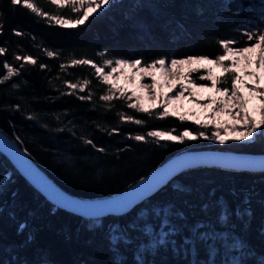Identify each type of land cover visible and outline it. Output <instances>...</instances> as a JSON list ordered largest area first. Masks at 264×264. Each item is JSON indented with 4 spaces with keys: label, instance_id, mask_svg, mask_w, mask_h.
<instances>
[{
    "label": "trees",
    "instance_id": "trees-1",
    "mask_svg": "<svg viewBox=\"0 0 264 264\" xmlns=\"http://www.w3.org/2000/svg\"><path fill=\"white\" fill-rule=\"evenodd\" d=\"M30 2L51 14L66 16L68 10L50 0ZM237 3L244 9L240 15H235ZM262 6L264 0H110L84 25L70 28L0 0L4 14L0 48L6 49L0 53V128L62 189L80 197L120 191L187 150L264 153V137L225 144L202 137L184 144L151 137L136 141L132 137L154 129L210 134L215 128L181 122L177 116L161 119L156 115L162 111L159 106L151 108V116L129 108L136 103L134 96L127 98L132 95L129 89L123 97L115 92L105 101L101 97L108 94L109 85L95 69L71 63L84 58L101 65L119 58L141 59L142 64L162 57L215 58L223 54L221 39L251 43L244 32L264 26ZM49 51L56 55H47ZM17 56H32L37 63ZM5 62L16 67L18 75L5 80ZM231 79L228 73L219 82L230 87ZM68 82L79 86L73 89ZM122 116L145 123L138 125ZM89 139L92 145L86 143ZM164 207L172 212L164 231H175L163 244L153 246L152 237L134 231V243H121L118 252L113 249L109 239L113 225L126 228L147 210L148 220L138 222L151 224L158 234L163 215L157 218L151 210ZM226 209L232 215L222 223L219 216ZM237 210L247 214L238 216ZM204 232L228 233L241 239L244 248L229 251L217 244L213 252L199 239ZM233 260L264 264V171L187 169L125 214L86 218L47 201L0 153V264H232Z\"/></svg>",
    "mask_w": 264,
    "mask_h": 264
},
{
    "label": "snow or ice",
    "instance_id": "snow-or-ice-1",
    "mask_svg": "<svg viewBox=\"0 0 264 264\" xmlns=\"http://www.w3.org/2000/svg\"><path fill=\"white\" fill-rule=\"evenodd\" d=\"M12 5H22L31 10L32 13L40 16H45L49 20L55 21L56 24L75 28L84 25L89 21L93 14L98 10L103 11L105 6L109 5L110 0H50L54 5L70 6L71 11L78 15L72 19H66L63 16L50 15L47 12L42 11L36 4L30 2V0H10ZM237 11L235 15H240L244 9L239 3L235 5ZM3 13L0 12V21L3 20ZM260 19L264 21V6L260 9ZM3 31V25L0 24V32ZM20 35L21 33H16ZM247 41L251 43H241L236 39H221L218 43L221 45L223 54L217 55L215 58H210L208 55H188L182 58H160L154 60L151 63L144 64L141 67V59H124L119 58L107 59L103 61V64H97L91 59H74L71 61L73 65H91L95 69V73L100 77L101 81L109 85L108 94L103 95L101 98L105 101H109L114 98V93L119 92L120 96L125 95L127 85L131 83L132 79L136 77L137 73L143 76H151L152 84H139V88L154 87L162 89L164 87H175L176 84L180 85V90L175 96H168L166 92L157 91L153 95L160 98L163 103L157 105L153 103L151 106L145 104V97L138 94L136 87L132 88V95L127 97L129 100L134 96L136 103H130L129 108L137 109L141 113H145L149 116L153 115L151 108L161 107L162 111L156 113V115L163 119L169 116H177L181 122L193 121L201 128L207 129L210 125H213L215 131L210 134H206L204 131L194 133L192 130L185 129L183 132L173 134L175 130H151L146 135L138 134L132 137L136 141L147 142V138L151 137L154 141H166L176 142L184 144L189 141H196L199 138L205 140H216L220 144H225L228 141H252L257 138L264 137V26L258 29L249 28L244 32ZM6 49L0 48V53H5ZM49 56H55L56 53L49 51ZM17 60H24L31 64H36L37 61L32 56H17ZM229 62V63H225ZM113 65H115L113 67ZM253 65L256 67L253 68ZM110 67L111 71L105 72L104 67ZM159 66V70L162 75L166 77H172L167 80L165 84H161L157 80L154 72ZM220 69L219 75L214 72V67ZM3 67L7 71V75L4 77L7 80L9 77L18 75L16 67L5 62ZM45 68L46 65H40ZM63 67V66H62ZM136 69L137 73H133L132 76H125V86L118 87L117 82L112 79L113 73H116L119 69L121 75L124 74V69ZM200 68L207 69V75L199 77L200 80L211 81V87L206 84L197 85L192 81H189V74L193 72H199ZM230 73L232 76L231 87H217L219 77ZM183 81H189L191 88H187ZM89 81H83L84 85H87ZM68 86L75 89L79 85L68 82ZM200 90H214L217 94L210 98V103L202 105V112L196 111H180L172 108L175 101L184 99V92L190 91L189 99H195L199 95ZM80 99H91L90 96H82ZM199 104V100H195ZM124 120L133 121L136 124H144L145 121L134 118L132 116H122ZM115 131V129H114ZM223 133V134H222ZM87 144L92 145V140H87ZM100 152H104L105 149H98ZM193 164L182 163L176 168L166 173V179L164 183L169 180L176 172L181 169L191 167ZM147 178L140 182L146 183ZM133 207L127 211L116 213L125 214L129 212ZM151 214L159 218L163 215V221L161 224V230L157 234L153 226L149 223H139L138 221H147L150 213L146 210L140 214L137 220L131 222L126 228H121L120 225H113L110 235V243L113 249L118 252L119 245H129L135 242V237L132 235L134 231H140L143 235L153 238V246L157 244H163L165 238L169 233L174 232V228H170L169 231H164L165 226L169 225L168 217L172 214L169 207L153 208ZM238 216L247 214V210L241 213L239 210L235 213ZM179 215V214H177ZM232 213L229 210H225L220 216L219 220L222 223H226ZM199 239L208 244L209 249L213 252L216 250L217 244L231 251L232 249H243L244 243L237 237H230L228 233H216V232H204L199 235ZM143 245H141V250ZM117 264H123V262H117ZM232 264H241L238 260H233Z\"/></svg>",
    "mask_w": 264,
    "mask_h": 264
},
{
    "label": "water",
    "instance_id": "water-1",
    "mask_svg": "<svg viewBox=\"0 0 264 264\" xmlns=\"http://www.w3.org/2000/svg\"><path fill=\"white\" fill-rule=\"evenodd\" d=\"M0 153L47 201L56 207L86 218L120 215L116 213L127 211L131 207L134 208L187 169L212 166L232 170L264 171V153L219 149L187 150L168 158L148 174L141 176L120 191L100 197H80L62 189L1 128ZM182 163L193 165L176 172L164 183L166 173ZM145 178L148 179L147 182L140 184Z\"/></svg>",
    "mask_w": 264,
    "mask_h": 264
},
{
    "label": "rangeland",
    "instance_id": "rangeland-1",
    "mask_svg": "<svg viewBox=\"0 0 264 264\" xmlns=\"http://www.w3.org/2000/svg\"><path fill=\"white\" fill-rule=\"evenodd\" d=\"M66 7H67L68 10L66 12V16L63 15L64 18L72 19V18H75L78 15L77 13L71 11V7L70 6H66ZM47 13H49V12H47ZM49 14L50 15H56V14H51V13H49ZM58 16H61V15H58ZM169 60H171V59H169ZM114 66L115 65H113V67ZM143 66H144V64H141V67H143ZM255 67L256 66L253 65V68H255ZM104 71L105 72H109V71H111V68L107 67V68L104 69ZM204 72L206 74H208L207 73V69ZM204 72L202 70H199V72H195V73L193 72V73L189 74V81H192V82H194L197 85L204 84V83L198 82L199 81L198 77L202 76ZM214 72L217 75H219L220 69L214 67ZM133 73H137V70L136 69L125 68L124 69V74L121 75V72L118 69L116 73H113L112 79H114L117 82L118 87H124L125 86L124 77L125 76H132ZM154 75L156 76L157 80H159L161 82V84H165L167 82V80L172 79V77H166V76L162 75L160 70H159V66H157V69L154 72ZM189 81H183V83L185 84V86L187 88L190 89L191 85L189 84ZM139 84L151 85L152 84L151 76H143V75L137 73L136 77H134L132 79L131 83H129L127 85V89H129L130 91H132L133 87H136L137 93L145 97L144 102H145V104H147L149 106H151L153 103L158 104L160 102H163L156 95H153L157 91L166 92L168 96H175L180 90V85L179 84H176L175 87H172V88L164 87L162 89H158V88H154V87H149V88H143L142 89V88H139ZM206 85L211 87V81L209 83H206ZM222 85L223 84H221V82L218 81L217 87H222ZM216 95L217 94L215 93L214 90H212V91L200 90L199 91V95L195 99H189L190 91H185L184 92V99L175 101V103L172 105V108H175V109L180 110V111L192 110V111L200 112L203 115L201 106L202 105H207L208 103H210V98L214 97ZM197 99L199 100V104H197L195 102V100H197ZM214 142H218V141L214 140Z\"/></svg>",
    "mask_w": 264,
    "mask_h": 264
}]
</instances>
